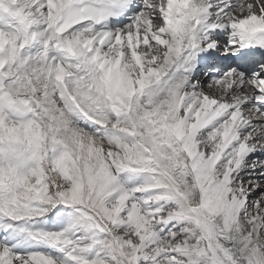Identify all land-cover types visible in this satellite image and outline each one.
Masks as SVG:
<instances>
[{
	"label": "snow or ice",
	"instance_id": "snow-or-ice-1",
	"mask_svg": "<svg viewBox=\"0 0 264 264\" xmlns=\"http://www.w3.org/2000/svg\"><path fill=\"white\" fill-rule=\"evenodd\" d=\"M0 264H264V0H0Z\"/></svg>",
	"mask_w": 264,
	"mask_h": 264
}]
</instances>
